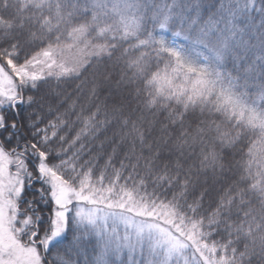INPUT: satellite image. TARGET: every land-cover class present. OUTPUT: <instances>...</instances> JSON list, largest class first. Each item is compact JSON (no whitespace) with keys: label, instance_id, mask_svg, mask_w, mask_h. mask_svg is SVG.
I'll use <instances>...</instances> for the list:
<instances>
[{"label":"snow or ice","instance_id":"1","mask_svg":"<svg viewBox=\"0 0 264 264\" xmlns=\"http://www.w3.org/2000/svg\"><path fill=\"white\" fill-rule=\"evenodd\" d=\"M0 264H264V0H0Z\"/></svg>","mask_w":264,"mask_h":264}]
</instances>
